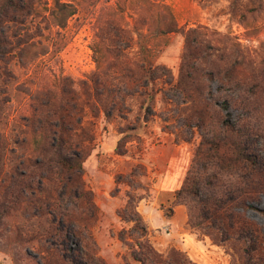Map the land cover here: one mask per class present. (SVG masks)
<instances>
[{
  "label": "rangeland",
  "instance_id": "1",
  "mask_svg": "<svg viewBox=\"0 0 264 264\" xmlns=\"http://www.w3.org/2000/svg\"><path fill=\"white\" fill-rule=\"evenodd\" d=\"M56 1L67 7L58 10ZM21 28L29 43L10 55L12 74L0 83V264H45L42 251L52 246L49 216H34L26 200H14L9 184L15 166L25 173L19 163L35 158L41 134L28 124L33 106L63 91L82 96L70 118H83L94 138L84 178L99 207L92 233L100 264H139L128 248L136 247L128 232L133 223L117 213L127 193L138 198L148 226L146 237L135 238L158 253L177 251L194 264H242L241 244L191 226L189 206L175 201V193L203 134L221 133L225 99L240 97L231 118L264 132V0H39L37 14ZM143 56L159 75L154 101L140 92L109 116L92 99L82 103L114 58L141 62ZM253 204L245 214L264 237V194ZM68 245L77 249L78 242L70 236Z\"/></svg>",
  "mask_w": 264,
  "mask_h": 264
},
{
  "label": "trees",
  "instance_id": "2",
  "mask_svg": "<svg viewBox=\"0 0 264 264\" xmlns=\"http://www.w3.org/2000/svg\"><path fill=\"white\" fill-rule=\"evenodd\" d=\"M38 1L0 0V83L12 74L8 68L10 55L21 54L29 43L21 27H26L37 14ZM55 4L58 10L67 7L63 2ZM112 27L115 30L116 26ZM141 49L144 51L147 47L141 45ZM140 61L114 58L94 79L93 93L88 90L82 93V103L89 104L92 99L109 116L115 110L127 109L128 98L137 93L143 92L149 102L154 101V93L158 91L154 86L159 78L157 68L145 56ZM228 80L233 81L231 76ZM233 82L246 92L244 84ZM68 94L63 91L58 99L49 95L48 101L33 106V118H29L28 124L32 133H40L41 137L34 139V160L19 163L26 167L25 173H20L15 166L10 191H17L12 194L14 200L24 199L33 207L34 216H49L45 234L52 246L42 251L45 264H100L94 253L96 243L92 233L99 207L94 191L84 178V162L91 154L94 138L83 125V118L77 122L70 118L74 100L77 107L82 96ZM240 101V97L224 100L221 106L228 111V118L222 122L221 133L203 134L193 166L176 191L175 201L189 206L191 226L201 227L206 235L222 241L240 243L238 252L242 264H264V237L245 214L247 209L256 208L254 200L264 194L261 148L264 132L253 130L241 119L231 118V105ZM244 107L247 106L243 104ZM199 127L203 128V123ZM121 179L122 176L118 181ZM19 185H24L25 190H20ZM137 200L127 193L126 205L117 212L124 223H133L128 229L132 241L136 242L135 249L128 243L131 257L139 264H194L177 251L163 256L147 241L135 238V235L143 238L148 234V226L137 210ZM260 212L264 216V209ZM119 235L124 241V230ZM70 236L78 242L77 249L68 245Z\"/></svg>",
  "mask_w": 264,
  "mask_h": 264
}]
</instances>
